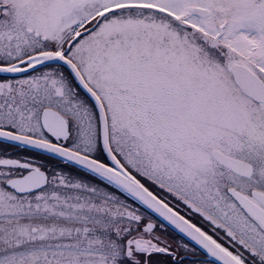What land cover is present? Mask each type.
I'll use <instances>...</instances> for the list:
<instances>
[{"label": "snow or ice", "instance_id": "6c2138e0", "mask_svg": "<svg viewBox=\"0 0 264 264\" xmlns=\"http://www.w3.org/2000/svg\"><path fill=\"white\" fill-rule=\"evenodd\" d=\"M0 264H264V0H0Z\"/></svg>", "mask_w": 264, "mask_h": 264}]
</instances>
